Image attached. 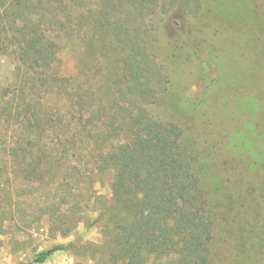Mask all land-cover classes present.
Masks as SVG:
<instances>
[{
  "label": "trees",
  "instance_id": "1",
  "mask_svg": "<svg viewBox=\"0 0 264 264\" xmlns=\"http://www.w3.org/2000/svg\"><path fill=\"white\" fill-rule=\"evenodd\" d=\"M175 1L0 0V53L19 65L12 99L0 100L11 134L0 153L26 179L43 181L78 158L90 175L111 174V196L98 197L95 211L115 230V251L91 264L212 259L215 225L185 131L150 111L163 104L167 77L139 23ZM65 249L39 252L30 264Z\"/></svg>",
  "mask_w": 264,
  "mask_h": 264
},
{
  "label": "rangeland",
  "instance_id": "2",
  "mask_svg": "<svg viewBox=\"0 0 264 264\" xmlns=\"http://www.w3.org/2000/svg\"><path fill=\"white\" fill-rule=\"evenodd\" d=\"M187 1L139 23L167 77L164 102L150 111L185 131L215 225L210 264H264V0ZM18 80L17 61L0 53L3 103ZM10 136L0 123V145ZM81 160L70 165L76 173L63 162L41 181L14 173L0 153V264H30L56 245L67 249L44 264L107 262L115 230L97 222L95 208L111 196V174L90 175Z\"/></svg>",
  "mask_w": 264,
  "mask_h": 264
}]
</instances>
